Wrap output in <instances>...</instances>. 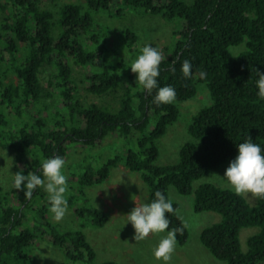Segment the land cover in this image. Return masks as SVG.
Returning a JSON list of instances; mask_svg holds the SVG:
<instances>
[{"label":"trees","instance_id":"1","mask_svg":"<svg viewBox=\"0 0 264 264\" xmlns=\"http://www.w3.org/2000/svg\"><path fill=\"white\" fill-rule=\"evenodd\" d=\"M45 1L47 8L41 7L42 0H0V147L12 154L15 170L23 169L25 175L39 173L43 158L59 155L66 161L74 146L95 149L110 135H139L138 149L128 148L95 170L87 167L78 177L65 174L67 205L83 202L75 208L77 217L86 216L96 227L107 222L105 212L87 205L84 188L106 181L119 162L140 174L148 202L156 190L169 198V186L181 194L192 193V183L228 164L236 154V144L248 136L264 150V99L256 95L255 85L256 69L264 72V0H89L95 11L143 9L168 20H181L173 43L162 50L157 77L159 86L175 88L176 98L161 105L153 103L156 89L149 93L110 67L106 54L112 51L109 32L94 29L89 11L77 4H63L54 22L51 6L57 0ZM119 36L131 47L137 41L129 30ZM236 46L242 47L233 54L230 48ZM125 57L119 64L128 63ZM185 59L192 64V75L187 78L181 72ZM72 65L88 69L83 73L88 94L118 96V107L83 104L71 77ZM45 66L54 69L48 91L40 83ZM201 70L206 73L203 78ZM199 84L206 86L212 103L193 115L188 127L191 140L181 146L178 162L155 164L157 140L178 119L177 103L195 97ZM172 203L174 211L166 213L169 229L182 226L178 205ZM193 208L221 216L199 235L215 259L225 264H264V197H256L251 206L242 194L204 183L194 190ZM49 209L43 187L25 198L20 190L0 186V264H36L32 251L38 239L57 247L72 264H93L96 252L85 233L59 231L45 218ZM31 214L40 219L34 225ZM244 227L259 228L248 238L246 252L239 241ZM187 239V228L177 233L179 245Z\"/></svg>","mask_w":264,"mask_h":264},{"label":"rangeland","instance_id":"2","mask_svg":"<svg viewBox=\"0 0 264 264\" xmlns=\"http://www.w3.org/2000/svg\"><path fill=\"white\" fill-rule=\"evenodd\" d=\"M89 0H57L51 6L55 13L54 22L58 20V12L63 4H77L83 7V11H89L94 19V29L101 30L103 33L109 32L107 41L111 44L112 51L109 54L110 67L114 68L122 77L132 78L131 82L136 83V73L130 68L131 61L135 58L140 47L150 43L157 47L161 52L173 43V33L178 30L181 20L173 18L165 19L162 16H155L146 13L143 9H130L115 7L111 10L91 9L88 5ZM41 7L47 8L49 5L42 0ZM129 30L137 36L134 46H128L119 36V33ZM57 28L55 32H57ZM242 47V46H239ZM239 47H231L230 51L235 54ZM127 58H126V57ZM127 59V64H119L121 59ZM122 62V61H121ZM119 64V65H118ZM54 71L52 67L45 66L40 74V83L48 91V82ZM88 71L72 65L71 77L76 81L79 88V96L83 104L95 102L99 105L118 107V96L107 94L97 97L85 91L86 83L83 80V73ZM138 82V81H137ZM126 84H130L126 82ZM120 91L118 94H121ZM116 97V98H115ZM48 103L51 101H47ZM212 103L210 94L204 84L198 85L195 97L190 100L177 103L179 115L176 122L167 127L166 133L157 140L158 157L155 164L171 165L178 162L181 146L190 141L188 127L192 122V117L200 109L208 107ZM135 133L128 138H118L115 135L108 136L103 146L95 149L74 146L70 148L66 156L64 173L75 174L77 177L86 170L87 167L95 169L101 167L109 159L123 155L128 148L138 149ZM122 164V162H119ZM121 165L110 169L109 178L103 183L87 186L84 188L87 205L113 214L102 227L93 226L86 216L77 217L75 208L81 207L83 202H75L73 206L67 205L65 216L59 220H54L50 215V210L45 213V218L58 227V230L71 231L81 230L85 233L87 240L96 252L93 264H101L106 261H115L120 264H165L162 260H157L152 255V250L156 246L162 234L149 233L148 236L140 241L134 239V229L130 222H126V214L135 206L147 202L148 191L145 185L137 183L136 172L123 173ZM124 166V165H123ZM228 164H223L214 170L208 171L203 177L192 183L193 191L190 194H181L173 186L168 188L169 198L177 203V215L181 221H188V239L183 245L176 243L175 249L171 254V259L167 264H225V262L215 259L199 241L201 231L221 220V216L212 211H194V190L204 183H212L221 188L230 189L226 180L222 177ZM20 169V168H18ZM17 169V170H18ZM12 154L7 149L0 147V186L10 189L13 173L17 172ZM78 184V181L76 182ZM72 185V184H71ZM68 186V184H67ZM231 190V189H230ZM246 201L254 206L256 196L251 193L242 194ZM32 224L40 219L36 214H31ZM126 222V223H125ZM259 231L258 227H244L239 232L240 248L243 252L247 251L248 238ZM36 264H72L68 262L60 250L51 243L38 239L32 251ZM81 264V263H76Z\"/></svg>","mask_w":264,"mask_h":264},{"label":"clouds","instance_id":"3","mask_svg":"<svg viewBox=\"0 0 264 264\" xmlns=\"http://www.w3.org/2000/svg\"><path fill=\"white\" fill-rule=\"evenodd\" d=\"M164 59L163 53L150 43L140 47L135 58L130 63L136 81L149 93L156 89L153 103L156 105L172 103L176 98V91L172 85L159 86L157 77L160 75V63ZM174 70V69H173ZM181 72L185 78L192 75V64L188 59L183 60ZM203 78L206 73H199ZM256 95L264 99V72L256 69ZM236 154L228 162L222 177L227 186L236 194L251 193L256 197H264V150L259 143L249 136L236 144ZM65 158L59 155L43 158L38 172L23 174V169L13 173L11 186L23 192L25 198H30L33 190L43 187L47 193L51 217L59 221L67 212V177L64 173ZM174 211L172 201L160 190H156L154 198L148 202L135 206L126 214V222H130L134 229L135 241L145 239L148 234H162L152 255L157 260L167 264L171 259L176 243L177 233L188 227V221L183 220L181 227L169 229V219L166 213ZM125 222V223H126ZM167 230V231H166Z\"/></svg>","mask_w":264,"mask_h":264},{"label":"crops","instance_id":"4","mask_svg":"<svg viewBox=\"0 0 264 264\" xmlns=\"http://www.w3.org/2000/svg\"><path fill=\"white\" fill-rule=\"evenodd\" d=\"M118 165H121L120 167L122 168V170H123V173L124 174H127V171L128 170H126L125 168V166H123L124 164L122 163V164H118ZM131 172V171H130ZM137 174V176H136V178H134V180L137 182V183H139V184H141V185H144V183H143V181L141 180V176H140V174L139 173H136ZM105 212V211H104ZM106 214H107V216H108V219H107V221L110 219V218H114V215L113 214H108L107 212H105Z\"/></svg>","mask_w":264,"mask_h":264}]
</instances>
